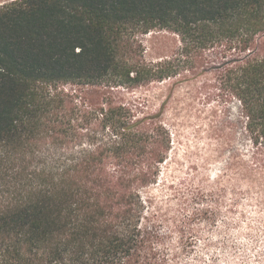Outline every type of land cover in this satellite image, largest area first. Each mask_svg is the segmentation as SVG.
<instances>
[{
	"label": "trees",
	"instance_id": "trees-1",
	"mask_svg": "<svg viewBox=\"0 0 264 264\" xmlns=\"http://www.w3.org/2000/svg\"><path fill=\"white\" fill-rule=\"evenodd\" d=\"M150 33L176 36L178 51L147 60L141 37ZM167 80L186 83L191 101L213 103L203 120L217 156L239 164L240 137L250 145L248 178L264 184V0L0 6V264L178 257L150 192L173 146L164 109L138 118L115 95ZM241 208L233 206L245 217ZM175 230L191 249L194 229Z\"/></svg>",
	"mask_w": 264,
	"mask_h": 264
},
{
	"label": "rangeland",
	"instance_id": "rangeland-1",
	"mask_svg": "<svg viewBox=\"0 0 264 264\" xmlns=\"http://www.w3.org/2000/svg\"><path fill=\"white\" fill-rule=\"evenodd\" d=\"M9 1L0 0V6ZM141 41L149 61L172 57L180 47L179 39L166 33H150ZM175 82L115 91L118 103L137 110L138 118L164 109L160 118L173 133L172 150L161 167L158 184L150 190L156 198L154 207L175 233L170 248L180 254L170 264H264V208L259 206L264 201V184L258 176L251 181L243 166L250 159V145L238 138L237 147L245 156L235 166L237 158L229 153L219 158L203 120L204 110L213 103L204 106L199 99L191 101L187 84ZM236 203L245 217L233 210ZM206 211L200 219L188 220ZM182 224L186 231H195L193 246L187 251L182 250L175 230Z\"/></svg>",
	"mask_w": 264,
	"mask_h": 264
}]
</instances>
